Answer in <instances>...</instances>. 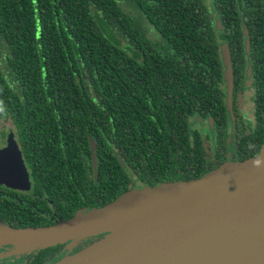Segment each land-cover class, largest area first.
I'll list each match as a JSON object with an SVG mask.
<instances>
[{
    "label": "trees",
    "instance_id": "obj_1",
    "mask_svg": "<svg viewBox=\"0 0 264 264\" xmlns=\"http://www.w3.org/2000/svg\"><path fill=\"white\" fill-rule=\"evenodd\" d=\"M206 1L0 0V119L37 136L48 159L64 147L68 162L49 165L68 184L64 219L131 190V169L149 187L173 182L174 134L208 105L220 117L229 0ZM234 1L232 30L242 29V15L252 43L264 0ZM89 140L95 179L76 155L89 152ZM22 222L9 225L46 226ZM65 253L63 245L41 250L35 264Z\"/></svg>",
    "mask_w": 264,
    "mask_h": 264
},
{
    "label": "water",
    "instance_id": "obj_2",
    "mask_svg": "<svg viewBox=\"0 0 264 264\" xmlns=\"http://www.w3.org/2000/svg\"><path fill=\"white\" fill-rule=\"evenodd\" d=\"M220 55L229 94L232 70L223 43ZM0 185L29 187L13 139L0 147ZM59 245L65 255L45 264H264V145L254 158L197 179L131 189L49 226L0 221V248L9 246L10 255Z\"/></svg>",
    "mask_w": 264,
    "mask_h": 264
},
{
    "label": "flooded vegetation",
    "instance_id": "obj_3",
    "mask_svg": "<svg viewBox=\"0 0 264 264\" xmlns=\"http://www.w3.org/2000/svg\"><path fill=\"white\" fill-rule=\"evenodd\" d=\"M234 3V0H229L226 4L225 38L222 42L226 45L230 59L232 88L227 94V83L223 79V111L218 114L220 117L216 115L212 118L213 107L208 105L205 113L196 115L185 131L174 134L173 162L178 173L177 176L172 175L174 181L197 179L224 164L254 158L264 145V14L256 17L251 43V36L242 22V15L238 16L242 29L232 30L231 21L236 16L232 8ZM12 139L17 144L28 172L29 187L20 190L0 185V221L8 225L21 224L24 220L30 223L39 221L49 226L59 219L65 220L64 217L69 211L66 209V198L62 194L68 184L63 176H54L53 169L49 166L53 160L57 162L56 169L68 162L64 147L61 148L62 156L56 153L48 159L45 151L37 147V136H22L10 119H0V147H4ZM24 139H30V148ZM59 143L65 142L61 139ZM92 143L93 150L90 149L89 140V152L76 154L89 164L91 169L85 172L88 177L94 174L93 164L96 166L97 159L96 146L93 141ZM132 170L130 189L146 186L147 183L141 180L144 179L141 178L144 172L135 173ZM65 171L66 168L61 170L63 173ZM93 208L95 207L86 206L79 211ZM10 251L9 246L0 248V264H35L37 253L15 256L10 255Z\"/></svg>",
    "mask_w": 264,
    "mask_h": 264
},
{
    "label": "rangeland",
    "instance_id": "obj_4",
    "mask_svg": "<svg viewBox=\"0 0 264 264\" xmlns=\"http://www.w3.org/2000/svg\"><path fill=\"white\" fill-rule=\"evenodd\" d=\"M208 1H210V0H207L206 2L209 3ZM124 3H125V2H124ZM124 5L126 6V8H127L132 14L136 15L135 12H134V10H131V9L129 8V6L126 5V3H125ZM146 30L149 31L150 36H152V35H151V34H152V32H151V28L146 27Z\"/></svg>",
    "mask_w": 264,
    "mask_h": 264
}]
</instances>
